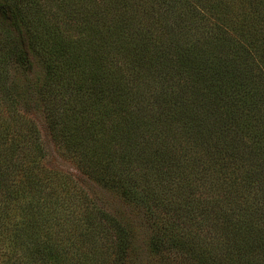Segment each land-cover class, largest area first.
<instances>
[{
  "label": "trees",
  "instance_id": "trees-1",
  "mask_svg": "<svg viewBox=\"0 0 264 264\" xmlns=\"http://www.w3.org/2000/svg\"><path fill=\"white\" fill-rule=\"evenodd\" d=\"M110 1L104 0L101 8L100 0H0V25L5 28L0 36L1 60L7 66L30 68V52L34 49L47 58L49 67H68V85L80 83L79 91L94 85L103 96L110 93L113 99L103 106L96 104L98 116L94 121L105 135L100 147L106 150L87 154L79 150V141L69 143L70 136L54 133V139L72 153L82 171L94 174L102 184L118 189L126 201L146 210L154 227L150 240L156 257L174 264H264V223L260 221L262 227L249 230L246 240L234 238L236 250L226 242L215 248L209 241L220 234L224 238L233 219L222 205L221 212L218 210L213 196L208 200L210 189L224 192L227 173L238 180L247 175L248 183L264 185V68L260 67L259 73V67H254L258 61L255 53L264 55V0H198L203 10L217 19L213 23L224 29L229 46L213 49L215 57L210 67H205L210 73L204 78L208 83L205 92L222 88L220 83H224L248 118L245 127H233L228 134L223 127L225 138L218 134L215 139L206 136V130H199L195 121L189 123L167 86L158 88L162 100L151 104L141 94L139 72L121 70L114 59L107 58L108 54H99L102 47L95 41L105 33L103 23L107 25L105 20L113 14ZM199 13L201 19L209 15ZM114 26L109 22L107 30L125 28L126 38L130 32L127 42H133V57H139L143 48L149 49L137 43V32L144 33L139 25L130 22L121 27L118 22ZM80 28L95 40L92 45L83 44ZM202 48L209 51L205 44ZM187 49L195 65L207 64L198 45ZM123 50L121 40L107 52ZM72 66L78 70L70 73ZM10 102L6 117L0 103V264H119L116 249L122 251V259L128 254L127 228L97 207L70 175L43 164L45 151L34 142L39 138L32 130L35 124L26 123L30 131L21 132L9 118L16 110L13 102L19 100L11 97ZM231 119L236 121L229 113ZM116 139L121 145L112 144ZM18 145H22L23 155L16 153ZM248 151L246 160L250 164L244 167L238 156ZM110 152L122 160L120 172ZM28 154L32 156L26 157ZM258 196L264 197V192ZM198 215H202L200 220ZM185 224L190 228L185 229Z\"/></svg>",
  "mask_w": 264,
  "mask_h": 264
},
{
  "label": "rangeland",
  "instance_id": "rangeland-1",
  "mask_svg": "<svg viewBox=\"0 0 264 264\" xmlns=\"http://www.w3.org/2000/svg\"><path fill=\"white\" fill-rule=\"evenodd\" d=\"M100 1L101 8H103L105 2L104 0ZM110 2L109 8L113 14H111V18L109 16V19L105 20L107 25L106 22L103 23L102 29L105 33L98 35L96 41L90 38V33L86 34V29L80 28L83 34L81 35L82 42L85 46L92 45L91 42L95 41L102 47L99 54L104 57L108 54L107 58L114 59L121 70L123 67L139 72L136 75L139 79L138 85L141 94L151 104L157 105L162 100L159 98L162 94L159 95L158 88L164 89L167 86L168 94L176 99L177 104H180L178 106L181 107V112L189 123L195 121L199 130H206V136L215 139L218 134H221L225 138L222 135L223 127L227 134L233 127H245L244 122L248 120L247 112L237 106L234 98L229 96L231 93L224 83H220L222 88L217 86L213 88L211 93L206 94L205 92L208 83L204 78L207 79L210 75L205 67H210L209 64L215 57V50L226 49L229 46L225 40L228 37H225L224 29L213 23L217 19L213 16L210 17L211 14L208 10H203V6L198 0H113ZM199 11L209 15L205 19H201ZM113 16L115 19H112ZM109 22L116 26L120 22L121 27L122 24L126 25L130 22L132 25H139L144 33L137 32L136 37L139 38L137 43L141 42L149 49L143 48L139 57H133V42L131 40L127 42L130 32L126 38L125 28L117 32L115 29L107 30ZM3 34H5V28L0 25V36ZM134 36L131 39H134ZM121 40L125 50L127 47L130 49L123 50L122 53L107 52ZM203 44L207 45L209 51L202 48ZM197 45L202 51H199L201 57L208 61L207 64L204 63V67L195 65L189 57L191 51L185 50L186 47ZM184 51H186V56ZM0 52V56H2L1 49ZM255 54H257L255 59L258 61L255 60L254 67H259L258 71L261 73L260 67L264 68V55H260V51ZM30 59L32 65L27 68L19 65L7 66L0 58V103L1 111L6 112L2 116L9 115L8 109L12 105L11 97L18 99V103L13 102L16 109L12 111L14 117L9 118L10 120L13 119L18 127H21L19 129L21 132L29 130L26 123L35 124L36 128L32 130L36 132L39 138L37 137L34 142L41 144L43 151H45L42 158L43 164L49 169L70 175L74 183L76 182L94 200L97 207L109 215L111 214L127 228L129 244L126 252L128 254L122 259V251L119 248L116 249L119 252V264H174L169 260H160L154 255L150 240L154 227L145 214L146 210L138 204H131L126 201L118 189L102 184L94 174L91 175L82 171L78 165V160H75L72 153L66 150L64 144L61 145L59 141L54 139V133H63L66 137L70 136L71 140L69 141L67 138V141L69 143L79 141L81 145L79 150L87 154L106 150L100 147L102 145L101 140L105 135L101 126L94 121L98 116L96 104L103 106L104 103L113 99L110 93L107 97L103 96V93L96 86L90 84L89 88L84 87L86 89L79 91L77 85L80 83H73V80H71L73 84L68 85L69 78L66 72L68 67H49L47 58L37 53V50L33 49L30 52ZM73 67H69L70 73L78 70ZM80 69L82 67L79 68V71ZM117 77H119L118 74ZM6 91H10V93ZM231 91H234L233 86H231ZM50 98L51 102H46ZM214 98L215 100L210 102ZM46 103L50 105L47 107L53 111V117H50L52 113H49ZM234 109L237 110L232 112ZM229 113L234 115L236 121L228 120ZM107 119H109V115ZM188 125V123L184 124V126ZM197 128L195 127L194 130ZM71 136H74L76 141ZM0 142L2 141L0 140ZM112 144L121 145L118 139ZM6 145L11 147L10 143ZM22 145L17 146L18 151L16 153L23 155V152H20L23 150ZM76 146L78 147V145ZM12 148L14 149L15 146ZM110 153L112 161L116 165L115 169L120 172L122 160H117L114 152ZM248 153L249 151L238 156V160L243 161L244 167L250 164L246 160ZM31 156L28 154L26 157ZM222 156L225 157L224 153ZM216 170H219V166ZM231 175V173L226 174L223 184L229 186L232 181L234 184L230 187L226 186L223 193H216L213 191L215 189H210L208 200L213 196L218 202V210L220 211L219 205H222L224 211L230 213L233 223L227 226L224 238H221L219 233L220 236H217L215 241L211 239L209 242H214L215 248H219L223 242H226L232 244L236 250L238 247H236L237 242L233 243L234 238L239 237L246 240L249 230H256L259 226H263L261 223H264V197L258 195L264 192V188H262L264 185L248 183L247 175L245 179L239 178V180L233 176L232 178ZM114 177L116 178V174ZM253 179L254 175L252 174ZM262 181L264 182V180ZM254 201L258 202V204L255 203V207L252 205ZM201 218L202 215H198L197 219L200 220ZM260 221L261 223H258ZM207 222H210L209 219ZM215 226L216 224L213 225V228ZM184 227L187 229L190 228V225L185 224Z\"/></svg>",
  "mask_w": 264,
  "mask_h": 264
}]
</instances>
